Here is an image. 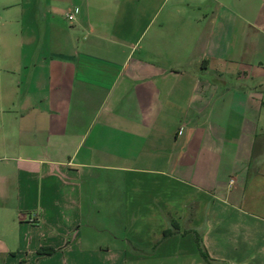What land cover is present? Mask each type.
I'll return each mask as SVG.
<instances>
[{"label": "crops", "instance_id": "crops-1", "mask_svg": "<svg viewBox=\"0 0 264 264\" xmlns=\"http://www.w3.org/2000/svg\"><path fill=\"white\" fill-rule=\"evenodd\" d=\"M0 4V264H264V0Z\"/></svg>", "mask_w": 264, "mask_h": 264}, {"label": "trees", "instance_id": "trees-1", "mask_svg": "<svg viewBox=\"0 0 264 264\" xmlns=\"http://www.w3.org/2000/svg\"><path fill=\"white\" fill-rule=\"evenodd\" d=\"M196 246L199 251L200 257L205 264H215L214 261L210 258V256L206 252L198 236H196Z\"/></svg>", "mask_w": 264, "mask_h": 264}, {"label": "built area", "instance_id": "built-area-1", "mask_svg": "<svg viewBox=\"0 0 264 264\" xmlns=\"http://www.w3.org/2000/svg\"><path fill=\"white\" fill-rule=\"evenodd\" d=\"M68 19L71 21V20H73L74 18H73V16H68Z\"/></svg>", "mask_w": 264, "mask_h": 264}, {"label": "rangeland", "instance_id": "rangeland-1", "mask_svg": "<svg viewBox=\"0 0 264 264\" xmlns=\"http://www.w3.org/2000/svg\"><path fill=\"white\" fill-rule=\"evenodd\" d=\"M0 7H1V4H0ZM195 237H196V234H195Z\"/></svg>", "mask_w": 264, "mask_h": 264}]
</instances>
